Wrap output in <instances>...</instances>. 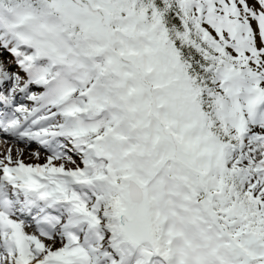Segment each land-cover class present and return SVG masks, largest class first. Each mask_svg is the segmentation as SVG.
<instances>
[{
	"label": "snow or ice",
	"instance_id": "obj_1",
	"mask_svg": "<svg viewBox=\"0 0 264 264\" xmlns=\"http://www.w3.org/2000/svg\"><path fill=\"white\" fill-rule=\"evenodd\" d=\"M0 264H264V0H0Z\"/></svg>",
	"mask_w": 264,
	"mask_h": 264
}]
</instances>
